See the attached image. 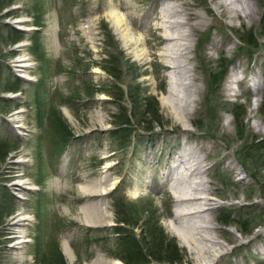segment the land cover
I'll use <instances>...</instances> for the list:
<instances>
[{"label":"rangeland","instance_id":"obj_1","mask_svg":"<svg viewBox=\"0 0 264 264\" xmlns=\"http://www.w3.org/2000/svg\"><path fill=\"white\" fill-rule=\"evenodd\" d=\"M252 4L254 13L230 18L218 0H0V264H87L99 254L126 264L117 255L127 254L129 233L145 236L147 264H171L158 255L180 264H264V149L253 153L263 184L241 162L264 139V0ZM170 5L189 35L174 58L198 90L189 115L168 94L173 72L162 36ZM19 18L28 29L13 22ZM250 32L259 45L246 41ZM23 53L31 62L25 75L16 70ZM225 63L221 86L210 87ZM124 111L129 142L117 133ZM199 159L198 179L213 198L207 214L225 244L219 255L206 252V262L171 231L182 186L174 179L193 181ZM20 176L36 188L19 190ZM102 176L113 186L104 196L82 190ZM99 200L113 222L89 226L82 208ZM20 208L33 220L18 248L12 221ZM161 239L170 252L154 255L150 242Z\"/></svg>","mask_w":264,"mask_h":264},{"label":"bare ground","instance_id":"obj_2","mask_svg":"<svg viewBox=\"0 0 264 264\" xmlns=\"http://www.w3.org/2000/svg\"><path fill=\"white\" fill-rule=\"evenodd\" d=\"M218 4L226 7V12L229 14L230 18L239 17L241 12H244L246 16L255 12V6L252 4V0H218ZM176 8L177 6L175 5H170L165 8L167 19H170V22H168L170 23V26L167 24L165 25L167 31L162 36V40L166 45V47H164L165 56L169 58V61L165 63V67L173 72V75L169 80L168 94L172 98L171 100L174 108L176 110L181 108L186 115H189L191 112L190 108L193 109L198 98L196 96L198 90L197 88L194 90L192 89L195 88V86L193 82L194 77L188 73L190 70L188 68V70L185 68L182 69L181 67H184V65L174 59L178 56V50L181 49V40H183L184 36H189L188 33H183L178 30H181V26L182 24H185V22L176 19V21L173 20L174 17L182 14V11ZM121 19L122 18L119 20ZM25 21V18H19L13 22L20 27L26 28L23 25ZM173 31H175V33H172ZM20 56L21 57H18V71L22 72V75H25L28 73L27 69L31 65L30 58L25 53ZM234 80L236 81L235 78ZM186 90H188V92H186ZM258 99L259 96H256V101ZM12 120L16 123L19 129H23V127L26 126L23 120V115L20 114V111H17V113L13 115ZM19 160H22L23 162V159ZM202 162L204 161L199 159V169L195 170L192 168L191 172L189 171V175L192 174V178L198 179V177L200 178L202 176L200 173V170H202L203 167ZM183 165H185L184 168L186 173L190 168L189 162H184ZM192 165H194V163ZM194 179L193 181H189V179L180 173L174 179L175 186H180L181 183L182 186L176 187L177 189L175 190H177L178 193H174L178 203L174 209V223L171 227V231L175 232L180 237L182 245L189 247L191 250L195 249L198 255H200V258L204 261L205 259L210 258L205 255L206 252H210L209 256L213 257L219 255L225 244L223 241L221 242L218 240L219 238L216 236L217 234L213 233L215 226L212 225L213 220L207 214V210L210 208L209 204H211L209 201L213 199L207 194L209 189L203 179H198L197 181H194ZM15 182L14 186L21 191H24L29 187L36 188L35 184H31L29 179L23 176H20ZM111 188H113V186L108 187L105 185V178L102 176V178L97 179L92 185L82 187V190L93 195L104 196ZM82 209L85 216V224L89 226H103L112 224L113 222L111 213L107 209V204L103 200H99L96 203H87ZM30 220H33V217L29 215L24 208H20L12 221V227L17 237L15 246L18 248H21L23 242L26 240L27 230L25 229L24 224H27ZM64 249L66 254L73 259L74 254L68 240L64 241ZM87 264H122V262L120 260L112 261L111 259L105 258L104 255L99 254L95 261Z\"/></svg>","mask_w":264,"mask_h":264},{"label":"trees","instance_id":"obj_3","mask_svg":"<svg viewBox=\"0 0 264 264\" xmlns=\"http://www.w3.org/2000/svg\"><path fill=\"white\" fill-rule=\"evenodd\" d=\"M263 27H264V19H263ZM14 32H15V35L18 36V38L21 37V34L17 30H15ZM244 40H246V39H244ZM246 41L248 43H249V41H254L251 44H254L256 46L259 45V44H257L258 42H255L254 35L252 34V32H250V34H248V40H246ZM246 41H243V42H246ZM226 66H227V63L221 64V67H223V68L220 72L215 73L213 75V78H211L210 83H209L210 87L215 88V86H221L222 82L225 79ZM106 69L110 73L114 71L113 69H111V67H107ZM120 95H123L122 90H121ZM133 99L135 101V98H133ZM136 101H137V99H136ZM261 112L264 116V100H263L262 105H261ZM117 123H118V125H121L120 126L121 128L117 131V133L123 134V136L125 137V140H127L129 142L130 137L132 136V133H133V129L129 128L130 125L132 124L131 118L128 117V115L125 111L123 113L121 112L118 115ZM147 128H149V127H147ZM261 149L262 150L264 149V139L262 141H260L259 143L248 145L247 150H246L247 155H245L243 158H241L242 159L241 162L246 167V169L248 171H250L251 174L260 183L263 184V181H262L263 178H261V176L259 175V171L256 167V164H254L256 158L254 159V157H253V155H254L253 153L258 152ZM260 155H264V151ZM262 189L264 192V187ZM263 195H264V193H263ZM121 222H123V221L121 220ZM152 234L155 236L154 232H152ZM126 238H128V240L130 239L128 242V248L127 247L124 248L127 251L126 252L127 254L126 255H117V256L121 257L125 261L126 264H147L148 262H150L152 260L151 259L150 261H148V258H150L149 256L153 257V255H151V253H149L150 250H147V245L146 244L141 245L142 241H146L144 235L137 238L133 233H129V236H126ZM164 242H165L164 239H161V241L158 240L156 242H154V241L150 242V244L152 243V245H151L152 247L150 248V246H148V248L151 249V251L154 255L156 252L161 253V252H164L165 250H168L170 252V249H166L167 246H165V245H167V244H164ZM171 254H173V253H171ZM154 259L159 260V261L164 260V261L171 263V264H180L181 263V260H179L178 258H175L171 255H167V256H165V258L158 255V256H155Z\"/></svg>","mask_w":264,"mask_h":264},{"label":"water","instance_id":"obj_4","mask_svg":"<svg viewBox=\"0 0 264 264\" xmlns=\"http://www.w3.org/2000/svg\"><path fill=\"white\" fill-rule=\"evenodd\" d=\"M15 26V25H14ZM15 27H17V26H15ZM17 28H19V27H17Z\"/></svg>","mask_w":264,"mask_h":264}]
</instances>
